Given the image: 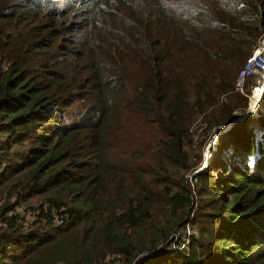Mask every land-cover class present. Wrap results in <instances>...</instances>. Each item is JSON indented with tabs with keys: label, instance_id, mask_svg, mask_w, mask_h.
<instances>
[{
	"label": "trees",
	"instance_id": "16d2710c",
	"mask_svg": "<svg viewBox=\"0 0 264 264\" xmlns=\"http://www.w3.org/2000/svg\"><path fill=\"white\" fill-rule=\"evenodd\" d=\"M262 35L264 0H0V264H264V116L179 179Z\"/></svg>",
	"mask_w": 264,
	"mask_h": 264
},
{
	"label": "rangeland",
	"instance_id": "374dc122",
	"mask_svg": "<svg viewBox=\"0 0 264 264\" xmlns=\"http://www.w3.org/2000/svg\"><path fill=\"white\" fill-rule=\"evenodd\" d=\"M256 73L257 74L247 78L243 90H236L234 85L233 91H230V93H232L231 95H220L218 97L219 103L226 99L234 108L233 113L235 114V118L232 120L233 122H243L248 118L255 120V118L264 116V98L261 101L258 99L264 92V85H257L261 83L259 75L264 76V63L262 67H258ZM201 118L202 115H199L192 123V128H197V133L193 138L191 149L188 148L191 166L183 173L182 177H179L182 184H190L191 190H195L197 184L200 182L198 178L196 179V175L205 170L207 166H209L210 169H215V167L217 168L218 166L217 171L214 172V177H216L218 173L221 174L222 171H229L231 161L237 156V149L232 146L229 136L226 133L228 129L223 130L224 128H222L221 131H217L216 128L213 127L209 132H202L203 129H207V127H205L204 123V126L197 124L201 121ZM125 120L130 124L129 127H135V122H132V119L127 117ZM232 121L230 123H232ZM150 132H146L141 136L144 148H147L148 145L152 144L156 139L155 134ZM142 152L145 156L149 155V152L145 149H142ZM199 203L200 202L196 200L193 206L197 207ZM194 214L195 210L191 209L190 219L194 217Z\"/></svg>",
	"mask_w": 264,
	"mask_h": 264
},
{
	"label": "built area",
	"instance_id": "2783aa9c",
	"mask_svg": "<svg viewBox=\"0 0 264 264\" xmlns=\"http://www.w3.org/2000/svg\"><path fill=\"white\" fill-rule=\"evenodd\" d=\"M264 63V35H262L256 46H254V49L251 53V55L247 58L244 65L239 69L234 85L236 90H243L245 81L248 77L253 76L254 74H257L256 71L258 67H262ZM261 78V83L257 85H264V76L259 75ZM261 97L259 98V100ZM258 100V101H259ZM258 104V102H257ZM256 104V106H257ZM21 216L30 214V210H18ZM63 217L56 216L55 217V223H62ZM195 230L192 227V225L188 222L183 227H179L175 230L173 234V242L171 243V247L174 250L182 251L187 248V246L190 244L192 236L195 234Z\"/></svg>",
	"mask_w": 264,
	"mask_h": 264
},
{
	"label": "water",
	"instance_id": "95a60500",
	"mask_svg": "<svg viewBox=\"0 0 264 264\" xmlns=\"http://www.w3.org/2000/svg\"><path fill=\"white\" fill-rule=\"evenodd\" d=\"M234 122L232 121V123H230V124H228L227 126H226V128L225 129H229L230 128V126L233 124ZM224 129V130H225Z\"/></svg>",
	"mask_w": 264,
	"mask_h": 264
},
{
	"label": "bare ground",
	"instance_id": "6f19581e",
	"mask_svg": "<svg viewBox=\"0 0 264 264\" xmlns=\"http://www.w3.org/2000/svg\"><path fill=\"white\" fill-rule=\"evenodd\" d=\"M259 99V98H258Z\"/></svg>",
	"mask_w": 264,
	"mask_h": 264
}]
</instances>
